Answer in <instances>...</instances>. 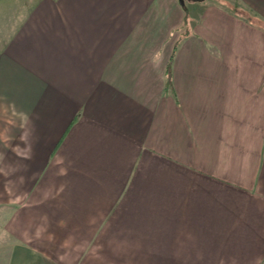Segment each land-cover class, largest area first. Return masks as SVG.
<instances>
[{
  "label": "crops",
  "instance_id": "0c3cea01",
  "mask_svg": "<svg viewBox=\"0 0 264 264\" xmlns=\"http://www.w3.org/2000/svg\"><path fill=\"white\" fill-rule=\"evenodd\" d=\"M6 239L9 264H264V0H0Z\"/></svg>",
  "mask_w": 264,
  "mask_h": 264
},
{
  "label": "rangeland",
  "instance_id": "374dc122",
  "mask_svg": "<svg viewBox=\"0 0 264 264\" xmlns=\"http://www.w3.org/2000/svg\"><path fill=\"white\" fill-rule=\"evenodd\" d=\"M19 202L16 201V205L18 204ZM11 242L9 240L6 239V242H5V245L6 247L2 250H0V264L1 262H3V264H9V256H10V253H11V249H9V247H7ZM2 252V253H1Z\"/></svg>",
  "mask_w": 264,
  "mask_h": 264
},
{
  "label": "water",
  "instance_id": "95a60500",
  "mask_svg": "<svg viewBox=\"0 0 264 264\" xmlns=\"http://www.w3.org/2000/svg\"><path fill=\"white\" fill-rule=\"evenodd\" d=\"M185 1H201V0H179L181 4H183Z\"/></svg>",
  "mask_w": 264,
  "mask_h": 264
}]
</instances>
